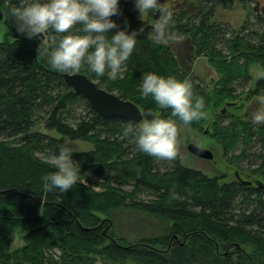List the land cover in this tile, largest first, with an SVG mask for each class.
Wrapping results in <instances>:
<instances>
[{
	"label": "trees",
	"instance_id": "16d2710c",
	"mask_svg": "<svg viewBox=\"0 0 264 264\" xmlns=\"http://www.w3.org/2000/svg\"><path fill=\"white\" fill-rule=\"evenodd\" d=\"M234 1L158 0L173 12V37L185 36L193 55L206 58L220 75L212 89L179 65L172 48L174 38L167 45L149 39L153 25L138 18L135 0H118L120 14L111 17L118 28L106 34L110 39L119 30L138 32L117 79L110 80L107 70L97 77L86 63L78 73L136 104L142 121L151 120L145 113L152 111L158 118L173 120L177 129L180 120L170 108L163 109L151 95H142V77L155 73L189 81L194 97L204 101V113L213 115L210 138L221 146L229 164L238 167L253 159L257 167L251 173L260 178L255 181L264 183V125L229 111L244 93L253 99L264 95V8L254 21L247 20L229 33L212 19L217 4L229 7ZM12 6L20 7L21 0H0L4 12L0 24L4 28L0 40V264H249L260 258L264 264V189L220 183V177L182 165L178 151L170 162L141 152L135 137L124 134L130 124H139L96 114L64 83L62 75L68 72L52 69L47 57L37 58L40 40L16 31L8 11ZM148 15L155 22L159 19L157 11ZM82 27L77 24L64 34L50 29L45 39L51 43L55 37L58 44L63 35H84ZM251 63L262 70L252 84ZM232 102L234 106H227ZM81 103L88 114L70 118L72 107ZM205 124L204 116L189 125L201 129ZM51 131L56 135H50ZM72 142L91 148L76 151ZM60 146L72 149V159L80 168L78 182L66 193L47 190L43 180L56 171L46 157L59 154ZM116 209L172 222L174 234L144 238L136 244L116 239L101 217ZM13 229L24 235L20 250H10L7 235ZM180 237L191 243L179 242ZM245 248L251 249L248 256Z\"/></svg>",
	"mask_w": 264,
	"mask_h": 264
},
{
	"label": "clouds",
	"instance_id": "9594fccd",
	"mask_svg": "<svg viewBox=\"0 0 264 264\" xmlns=\"http://www.w3.org/2000/svg\"><path fill=\"white\" fill-rule=\"evenodd\" d=\"M135 8L142 16L148 11H157L159 19L153 25L151 39L156 44L167 45L174 38L170 32L173 12L158 3V0H135ZM15 19L16 31L28 39H38L37 58L47 57L50 67L58 72L78 73L86 63L97 77L105 75L115 81L136 45L137 31L131 34L119 30L108 39L112 29L118 28L112 16L119 15L118 0H21V6L9 8ZM81 24L84 35H63L56 43L45 39L49 30L64 34ZM141 91L144 97L151 95L161 108L171 109V114L184 124L204 118L205 105L200 97H194L192 84L175 78H164L155 73L142 77ZM257 109L250 114L254 124L264 125V95L257 97ZM153 117L138 126L131 124L125 135L135 137L138 149L159 160L173 161L177 157L178 129L173 120L158 118L152 111L145 113ZM72 149L59 147V154L46 157L56 171L45 175V188L58 189L66 193L78 182L80 168L72 159ZM173 198L178 197L173 194Z\"/></svg>",
	"mask_w": 264,
	"mask_h": 264
},
{
	"label": "rangeland",
	"instance_id": "374dc122",
	"mask_svg": "<svg viewBox=\"0 0 264 264\" xmlns=\"http://www.w3.org/2000/svg\"><path fill=\"white\" fill-rule=\"evenodd\" d=\"M228 6V5H227ZM254 7L256 10H254ZM264 8V0H247L246 4L241 3L239 0H235L233 5L226 7L221 4L216 5V10L212 21L220 23L228 32L238 31L243 24L248 20L254 21L258 15H261ZM139 12V11H138ZM138 18L142 20L146 25H154L156 22L152 20L148 12H145L142 16L138 14ZM4 28L0 29V40L3 38ZM230 37V34H227ZM173 44L175 46L174 51H178L180 54H187L188 48H190L189 42L186 41L185 36L174 38ZM173 48V46H172ZM174 49V48H173ZM186 68L199 78V81L205 82V86L208 89H212L215 83L220 79V75L214 70L208 63L206 58L196 57L195 61L186 63ZM248 72L251 76V84L258 80L262 75V70L255 64L251 63L248 67ZM254 99L244 93L239 98L238 105L234 108H230V114H237L239 116L244 115L246 106ZM88 114V110L85 108L84 103L76 104L72 107L71 117H80ZM206 124L201 129H194L189 124H184L182 121L177 123L178 136H177V151L180 156L181 164L185 167L197 170L208 177H220V183H230L235 180L234 172L239 171L242 173L241 178L243 180H255L260 179L258 176H254L251 170L256 168V162L248 158L240 163V166L235 167L230 165L223 155L221 146L210 138L209 130L212 128L214 121L211 112L205 114ZM72 120V119H70ZM248 120V119H246ZM143 122V121H142ZM141 122V123H142ZM50 135H56L54 131L49 133ZM190 143H196L201 145L214 154L213 160H205L203 158H197L187 151V145ZM72 147L76 151H85L91 148L90 145L82 142H72ZM252 160V161H251ZM250 168V169H249ZM144 198L145 195H141ZM105 219L107 224V232L114 234L116 239H122L130 244H136L144 238H156L172 236V222L150 216L148 214L125 210L116 209L110 211L106 216H101ZM23 234L17 229L11 230L7 237L10 241V250H20L24 246ZM125 243L124 241H121ZM179 242H185L188 246L191 243L190 239L179 238ZM162 251L165 250L163 246H158ZM167 249V248H166ZM226 252H234V249ZM246 256L251 254L250 248H245ZM220 252H224L223 247L220 248ZM233 258L237 259V254H233ZM246 262L248 260L245 258ZM259 262H248L249 264H263V259L260 258Z\"/></svg>",
	"mask_w": 264,
	"mask_h": 264
},
{
	"label": "water",
	"instance_id": "95a60500",
	"mask_svg": "<svg viewBox=\"0 0 264 264\" xmlns=\"http://www.w3.org/2000/svg\"><path fill=\"white\" fill-rule=\"evenodd\" d=\"M4 20V12L0 7V24ZM179 65L182 67L179 55L174 52ZM196 57L193 55L191 63ZM189 70V69H188ZM64 83L71 88L73 92L84 98L90 108L103 118H122L130 120L136 124H140L143 120V114L139 107L131 101L120 98L115 93H111L99 86V84L89 79L82 73H64L62 75ZM235 103H228L227 106H234ZM225 106L221 113H225ZM187 151L196 157L211 160L213 154L209 149L203 148L195 143L187 145ZM255 186L258 189H264V183L260 180L255 181Z\"/></svg>",
	"mask_w": 264,
	"mask_h": 264
},
{
	"label": "flooded vegetation",
	"instance_id": "af4514ba",
	"mask_svg": "<svg viewBox=\"0 0 264 264\" xmlns=\"http://www.w3.org/2000/svg\"><path fill=\"white\" fill-rule=\"evenodd\" d=\"M172 46H173L174 50H176L174 44H172ZM175 52L180 57V61L182 63V68L184 70L188 71L187 68H186V63L190 62L191 61V58L193 57V53H192L193 52V48L192 47L188 48V52H187L186 55L183 54L182 52L180 54L178 53V51H175ZM189 72H191V71H189ZM256 100L257 99H254L252 102L250 101V103L248 104V106H246V109H245V112H244V115H243V118L248 119L250 122L252 121L251 118H250V114L253 111H255L257 109V107H258V105L256 104ZM199 146H201V145H199ZM201 147H203V146H201ZM203 148H205V147H203ZM212 154H213V152H212ZM223 155H224V153H223ZM197 158H200V157H197ZM213 158H214V154H213ZM213 158L211 160H213ZM205 160H207V159H205ZM241 175H242L241 172L235 171L234 172V178H235V180L233 182L240 183V184H245L248 187H251V186L255 187V180H251V179H249V180H243L241 178Z\"/></svg>",
	"mask_w": 264,
	"mask_h": 264
}]
</instances>
